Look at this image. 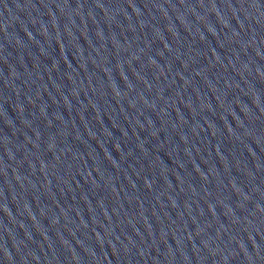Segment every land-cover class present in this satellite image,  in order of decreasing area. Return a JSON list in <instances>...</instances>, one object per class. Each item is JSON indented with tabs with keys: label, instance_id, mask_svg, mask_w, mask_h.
<instances>
[{
	"label": "water",
	"instance_id": "1",
	"mask_svg": "<svg viewBox=\"0 0 264 264\" xmlns=\"http://www.w3.org/2000/svg\"><path fill=\"white\" fill-rule=\"evenodd\" d=\"M0 264H264V0H0Z\"/></svg>",
	"mask_w": 264,
	"mask_h": 264
}]
</instances>
